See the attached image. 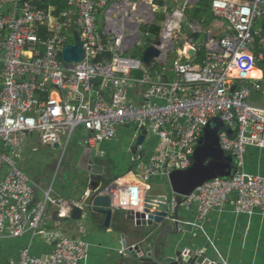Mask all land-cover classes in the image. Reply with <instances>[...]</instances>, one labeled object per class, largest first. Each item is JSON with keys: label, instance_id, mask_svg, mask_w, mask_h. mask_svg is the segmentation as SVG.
<instances>
[{"label": "built area", "instance_id": "obj_1", "mask_svg": "<svg viewBox=\"0 0 264 264\" xmlns=\"http://www.w3.org/2000/svg\"><path fill=\"white\" fill-rule=\"evenodd\" d=\"M39 1L0 0V168L8 169L0 181V239L31 235L51 247L43 256L32 255L27 247L12 264H82L91 251L82 239L46 229L49 209L70 220L76 203L51 190L36 200L29 177L18 165L33 133L42 145L54 146L62 137L68 144L83 128L87 146L96 157L106 158L103 145L114 141L119 129L145 128L157 139L159 150L139 179H115L95 190L110 197L115 211L137 213L144 211L156 179L167 182L173 172L192 166L204 127L220 118L232 132L219 138L222 150L236 162L233 177L211 180L179 204L172 195L170 215L178 207L195 209V220L184 224L202 229L210 215L224 211L230 201L239 215L264 212V176L245 168L250 148L264 150V43L256 29L264 19V0H211L229 32L218 40L208 37L201 60L192 41L175 50L172 78L163 80L141 60L124 56L136 27L126 22L118 35L100 27L98 17L111 0H67V9L59 15L52 8H39ZM76 34L84 59L65 64L62 51L75 45ZM136 72L141 77L134 76ZM131 93H138L139 100H132ZM135 133L134 144L140 135Z\"/></svg>", "mask_w": 264, "mask_h": 264}, {"label": "crops", "instance_id": "obj_2", "mask_svg": "<svg viewBox=\"0 0 264 264\" xmlns=\"http://www.w3.org/2000/svg\"><path fill=\"white\" fill-rule=\"evenodd\" d=\"M129 21L133 22L131 17ZM256 29L264 43V20L257 24ZM207 30L212 33L213 40L221 39L229 32L228 24L220 17L214 20ZM203 43H207V39L202 38L201 44ZM136 94L131 93L132 100H139ZM135 134L131 127L121 128L114 141L103 145L106 152L104 173L112 175V181L122 179L125 182H136L146 170L150 156L159 150L157 139L147 135L144 143L138 147L139 157H134L131 149L135 147ZM87 135L83 128H79L68 144L65 137H62L59 149L42 145L36 133L27 137L18 165L29 177L37 201H41L44 193L49 190L74 203H79L88 193L77 173L96 158L95 153L87 146ZM245 162L247 172L264 176V150L250 148ZM7 175V167H1L0 181ZM155 181L152 183L153 190L150 194L163 195L154 190ZM54 212L55 209L48 211L46 229L61 230L67 236L82 239L90 244V255L82 264H123L125 250L122 246V236L125 235L126 242L132 246L139 239L138 234L145 231L126 221V212L123 211H117L120 220H116L115 216L110 229L104 228L102 218L94 217L91 221L86 217V213L81 222L71 219L55 222L52 218ZM179 216L182 223L192 222L195 220L196 210H181ZM167 241L183 249L197 248L199 251L206 249L215 252L217 257L224 258L227 264H264V212L257 211L252 216L239 215L234 212L233 203L230 201L224 211L212 213L202 229L185 225L182 235L175 231L172 234L166 233L158 238L157 244L164 246ZM27 247L31 248L34 256L46 255L51 250L40 237L25 235L22 238H11L5 235L0 239V264H12L19 260L21 252Z\"/></svg>", "mask_w": 264, "mask_h": 264}, {"label": "water", "instance_id": "obj_3", "mask_svg": "<svg viewBox=\"0 0 264 264\" xmlns=\"http://www.w3.org/2000/svg\"><path fill=\"white\" fill-rule=\"evenodd\" d=\"M252 2L253 0H243ZM198 0H186L185 6H194ZM133 2H131L132 4ZM137 6L142 8H149L152 12V20L156 19L154 6L151 0H138ZM22 8V4L19 5ZM193 25L200 26L197 22ZM137 34L133 38V43L139 44L142 34L139 31L140 24L135 26ZM75 45H67L62 51V60L65 64H78L84 59L82 44L79 36H74ZM163 37L159 36L154 39L151 45L147 46L142 51L141 62L145 69L152 70L156 64L167 66L168 53L162 51ZM131 44L130 47L125 48L124 52L130 51L138 45ZM170 54L174 50L169 51ZM189 54H195L190 51ZM71 68V66H67ZM156 74V71L153 72ZM1 90V88H0ZM233 87L232 92H234ZM64 94H67L64 92ZM140 135L135 143V147L131 149L134 157H139L138 147L141 146L148 131L145 128H138ZM227 130L225 124L220 118L212 119L206 127H204L202 136L199 139L198 145L193 154V164L185 171L173 172L167 180L170 194L166 195H152L149 194L145 200V207L143 212H127L126 221L134 223L138 229H145L144 233L138 234L136 243L129 245L126 242V236L123 235V249L125 250V258L123 264H227L224 258L217 257L215 252L209 250L183 249L180 246L172 245L167 241L164 246H159L158 238L166 233L172 234L174 231L182 235L185 229V224L180 221L179 213L181 209L178 207L174 215L171 217L169 212V201L172 195L177 197L178 204L182 197H189L198 188L205 183L214 179H230L236 171V162L234 157L222 150L220 145V135ZM56 149L60 148V144L54 145ZM105 158L96 157L94 161L89 162L82 170L78 171V176L86 186L89 195H84L76 206L72 207L71 220L81 222L83 215L86 213L88 220L93 218H102L103 226L110 229L113 219L118 215L117 211L112 207L111 199L107 195H97L95 190L100 186H107L113 179L112 175L104 173L103 164ZM53 221L62 222L63 218H58V212L53 213Z\"/></svg>", "mask_w": 264, "mask_h": 264}, {"label": "rangeland", "instance_id": "obj_4", "mask_svg": "<svg viewBox=\"0 0 264 264\" xmlns=\"http://www.w3.org/2000/svg\"><path fill=\"white\" fill-rule=\"evenodd\" d=\"M126 1H128L130 4L131 2H133L132 3L133 5H136L138 2V0H111L107 8L98 17L100 27L104 31L108 29L109 32H111L112 34H117V35L119 34V32L123 33L122 31L123 27L126 28L124 23L129 22L127 21V19H129L133 14H135L136 20L140 22L138 24H140L139 31L141 32L142 27L155 23L157 21V16L162 14L163 20L160 22V26L162 28L160 36L164 37V33H165L164 28L166 26V22L168 18L170 16L175 15L177 12L181 14V20H180V23L178 24L179 27L177 28V31H174V33L171 36L172 37L171 45L169 48H167V50H165V52L168 53V62L171 56L173 55L169 53L170 50L173 49L175 51L178 49H183L186 46V43L190 41L188 31L192 33L194 39L202 40V38L207 39V37L211 39L213 38L212 33H209L208 30L204 32L202 27L201 28L200 26L199 28L196 27L195 25H193V22L187 19L184 13V9H186L187 7L191 8L192 6H189V5L185 6L186 0H172L170 3L173 9H171L170 11L166 8L163 9V8H159L153 5L154 10H155L154 14L156 16V19L152 20L151 18L148 21L146 19H142L143 15L140 12L132 11ZM190 1L194 2V0H190ZM151 2L153 4L152 0ZM117 6L118 8H115ZM141 41H142V38H141ZM141 41H139V44H136V43L135 44L133 43V44L139 46ZM162 47L165 48L164 45H162ZM154 185H155V189H154L155 191H158L161 194L166 195V196L170 194L169 186L167 185L166 180L158 178L156 179Z\"/></svg>", "mask_w": 264, "mask_h": 264}, {"label": "trees", "instance_id": "obj_5", "mask_svg": "<svg viewBox=\"0 0 264 264\" xmlns=\"http://www.w3.org/2000/svg\"><path fill=\"white\" fill-rule=\"evenodd\" d=\"M153 5L159 7V8H166L169 11L172 8L171 1L172 0H152ZM37 5L39 8L43 9H54V15H59L61 12L65 11L67 9V0H40L37 2ZM185 16L187 19L191 22H197L204 32L208 29L210 24L216 20L218 17L215 15L213 9H212V1L211 0H198V2L193 7H187L184 11ZM163 20V15L160 14L157 16V21L151 25H147L141 28V34H142V42L139 46H136L130 51H126L124 53L125 57H129L136 60H141L142 57V51L147 46L151 45L155 38L159 37L161 34V26L160 22ZM264 20V19H263ZM257 26V25H256ZM146 34H149V36H146ZM190 41L192 43L197 44L198 46V59H203V57L206 54V48L205 43L201 44V40L194 39L192 33L188 31ZM176 53L171 56L167 66H160L158 64L155 65V67L152 69V71H156V78L159 79H170L171 72V64L172 59ZM109 58V56H108ZM134 76L141 77V73L136 72L134 73ZM166 76V77H164ZM100 85V82H97V86ZM116 220H120V215L118 214L116 217Z\"/></svg>", "mask_w": 264, "mask_h": 264}, {"label": "bare ground", "instance_id": "obj_6", "mask_svg": "<svg viewBox=\"0 0 264 264\" xmlns=\"http://www.w3.org/2000/svg\"><path fill=\"white\" fill-rule=\"evenodd\" d=\"M127 4L129 5L130 9L132 11H138L140 12L143 16H142V19H146L147 21L150 20L153 15H152V12L149 10V8H142V7H139L137 5H133V4H130L128 1H126ZM125 3V2H124ZM145 14V15H144ZM131 20L133 21L132 23L130 22V24H137L140 23L139 21L136 20V15L133 14L131 16ZM180 20H181V14L179 12H177L172 19H170L168 21V25L166 27V30H165V33H164V38L162 40V45H164V51L170 47L171 45V40H172V33L175 29L178 28V24L180 23ZM252 74H254L255 76H259L260 73L256 72V71H253Z\"/></svg>", "mask_w": 264, "mask_h": 264}, {"label": "flooded vegetation", "instance_id": "obj_7", "mask_svg": "<svg viewBox=\"0 0 264 264\" xmlns=\"http://www.w3.org/2000/svg\"><path fill=\"white\" fill-rule=\"evenodd\" d=\"M121 7V6H120ZM115 8H118V6L117 7H115ZM127 21H129V19H127ZM137 24H135V23H133L132 24V26L135 28V26H136ZM164 38V37H163Z\"/></svg>", "mask_w": 264, "mask_h": 264}]
</instances>
